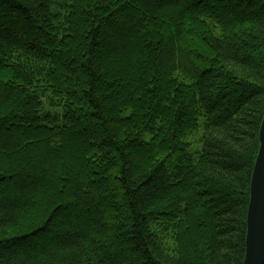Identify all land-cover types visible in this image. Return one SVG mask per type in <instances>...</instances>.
<instances>
[{"label":"trees","instance_id":"16d2710c","mask_svg":"<svg viewBox=\"0 0 264 264\" xmlns=\"http://www.w3.org/2000/svg\"><path fill=\"white\" fill-rule=\"evenodd\" d=\"M263 117L264 0H0V264H243Z\"/></svg>","mask_w":264,"mask_h":264},{"label":"water","instance_id":"95a60500","mask_svg":"<svg viewBox=\"0 0 264 264\" xmlns=\"http://www.w3.org/2000/svg\"><path fill=\"white\" fill-rule=\"evenodd\" d=\"M260 148L252 172L243 264H264V117Z\"/></svg>","mask_w":264,"mask_h":264},{"label":"rangeland","instance_id":"374dc122","mask_svg":"<svg viewBox=\"0 0 264 264\" xmlns=\"http://www.w3.org/2000/svg\"><path fill=\"white\" fill-rule=\"evenodd\" d=\"M191 152H193V151L191 150Z\"/></svg>","mask_w":264,"mask_h":264}]
</instances>
